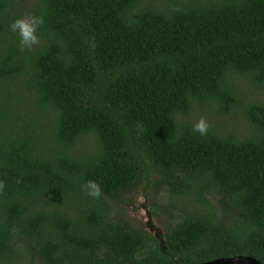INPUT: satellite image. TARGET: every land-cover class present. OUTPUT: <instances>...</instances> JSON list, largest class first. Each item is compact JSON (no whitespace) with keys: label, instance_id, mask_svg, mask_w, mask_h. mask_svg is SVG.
I'll use <instances>...</instances> for the list:
<instances>
[{"label":"trees","instance_id":"1","mask_svg":"<svg viewBox=\"0 0 264 264\" xmlns=\"http://www.w3.org/2000/svg\"><path fill=\"white\" fill-rule=\"evenodd\" d=\"M24 1L0 0V264H264V101L244 138L189 118L264 91V0H34L21 50ZM151 173L187 200L163 242L108 201Z\"/></svg>","mask_w":264,"mask_h":264},{"label":"rangeland","instance_id":"2","mask_svg":"<svg viewBox=\"0 0 264 264\" xmlns=\"http://www.w3.org/2000/svg\"><path fill=\"white\" fill-rule=\"evenodd\" d=\"M33 2L34 0H25L20 5L21 8L16 11V13H22L20 18L30 17L28 15V7ZM162 3V1L155 2L157 5ZM236 79L238 80V78ZM243 85L244 87H239L244 94L243 102L240 107L234 109L226 117H221L217 112L208 115L202 109L194 108L189 118L198 121L203 117L208 124L213 126L221 124L226 133L234 134L239 138L247 137L249 135V129L244 117V105L254 101H264V91L261 92L258 89H252L250 84H244L242 82ZM17 90L22 96H29V92L21 83H19ZM214 109H217L216 105H214ZM24 110L22 107L21 111ZM26 110H30V108L28 107ZM156 181H159V177L151 173L150 179L143 180L140 186L130 194L108 201L113 208L114 217L125 220L145 234L163 240L166 231L174 226L179 219L180 209L187 205V200L170 195L168 189L165 186L155 184ZM212 201L220 206L217 198L212 199Z\"/></svg>","mask_w":264,"mask_h":264},{"label":"clouds","instance_id":"3","mask_svg":"<svg viewBox=\"0 0 264 264\" xmlns=\"http://www.w3.org/2000/svg\"><path fill=\"white\" fill-rule=\"evenodd\" d=\"M44 23L42 16H31L28 18H15L9 25L11 31L16 32L19 36V47L21 50L30 49L39 43L37 29ZM209 128L208 122L201 117L192 125V131L199 133L201 136L207 134ZM3 185L0 184V187ZM83 190L91 197L99 198L102 194L101 187L95 181H88L83 185Z\"/></svg>","mask_w":264,"mask_h":264},{"label":"water","instance_id":"4","mask_svg":"<svg viewBox=\"0 0 264 264\" xmlns=\"http://www.w3.org/2000/svg\"><path fill=\"white\" fill-rule=\"evenodd\" d=\"M161 242L163 240L159 239ZM200 264H262L253 257H232V258H221L212 261L200 263Z\"/></svg>","mask_w":264,"mask_h":264}]
</instances>
